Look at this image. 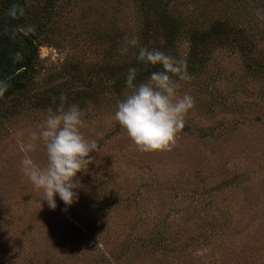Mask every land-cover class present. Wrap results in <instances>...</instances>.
<instances>
[{
	"label": "rangeland",
	"instance_id": "obj_1",
	"mask_svg": "<svg viewBox=\"0 0 264 264\" xmlns=\"http://www.w3.org/2000/svg\"><path fill=\"white\" fill-rule=\"evenodd\" d=\"M165 1L181 27L163 47L142 0H26L39 18L20 28L36 29L39 62L30 89L0 102V264H264V0ZM217 19L244 33L193 47L187 32ZM141 47L187 62L190 79H174L194 106L164 150L141 151L114 119L127 68L136 83L151 75ZM69 70L92 90L62 84ZM53 84L64 101L24 98ZM70 105L98 152L78 173V200L57 195L53 210L22 172V148L50 109ZM29 155L46 162L42 143Z\"/></svg>",
	"mask_w": 264,
	"mask_h": 264
},
{
	"label": "clouds",
	"instance_id": "obj_2",
	"mask_svg": "<svg viewBox=\"0 0 264 264\" xmlns=\"http://www.w3.org/2000/svg\"><path fill=\"white\" fill-rule=\"evenodd\" d=\"M131 43L135 45L136 41ZM138 59L145 65L162 66L163 70L152 72L145 82L136 83L137 71L130 68L126 84L131 92L118 103L114 119L141 151L168 149L175 143L185 126L188 111L194 106L190 94L178 93L174 79H190L187 62L147 47L139 49ZM84 117L85 111L78 105H70L67 110L61 107L55 112L50 109L40 130L32 132L22 148L25 152L22 172L42 192L43 202L53 210L57 208V195L69 206L78 200L79 194L75 191L80 187L78 173L89 168L93 163L91 154L98 152V141L86 138L81 131ZM41 143L46 151L44 163L29 155Z\"/></svg>",
	"mask_w": 264,
	"mask_h": 264
},
{
	"label": "trees",
	"instance_id": "obj_3",
	"mask_svg": "<svg viewBox=\"0 0 264 264\" xmlns=\"http://www.w3.org/2000/svg\"><path fill=\"white\" fill-rule=\"evenodd\" d=\"M144 4L145 13L147 14L149 25L153 29L154 33L158 32L161 36L165 37V42L161 46L165 47L169 42L170 38L174 34L179 32L181 27L180 23L172 24V19L168 15V4L169 1L165 0H142ZM26 0H0V102L6 103L7 99L15 91H24L25 88H29L32 83V72L36 68V63H38V35L35 31L23 32L21 30V24L26 20L29 14ZM31 18H39L35 14H29ZM29 19V18H28ZM218 21H213L210 25L205 27L201 25L200 28L192 27L190 29L192 46H198L200 44H205L210 40L222 39L224 37L235 35V37L241 36L244 31L239 27H232L223 19H217ZM36 25V24H35ZM40 27V25H37ZM205 27V28H204ZM189 31V30H188ZM40 33V32H39ZM151 33V32H150ZM157 33V34H158ZM157 39V38H156ZM159 45V44H158ZM240 47L242 49H247V47L240 42ZM194 50L191 55H195ZM151 73L155 71L154 66L150 65ZM128 67L127 69H130ZM152 69V70H151ZM142 68H139V72ZM65 82L62 84H68L71 80H78L76 84L80 85L81 90L77 93H84V85L92 90L91 84L94 81L91 78H85V75H81L79 72L70 73ZM51 79H55L51 75ZM62 84H57L58 86L50 85L46 89H43L36 94L31 90L23 93L24 98L33 101L38 104L53 103L55 101H64L66 95L63 97L60 93L63 92L64 88L59 86ZM66 93V90H65ZM14 97V96H12ZM21 99V98H20ZM1 110V109H0Z\"/></svg>",
	"mask_w": 264,
	"mask_h": 264
}]
</instances>
